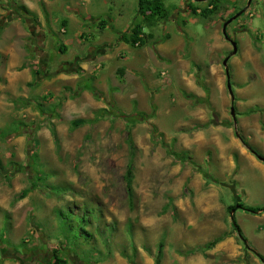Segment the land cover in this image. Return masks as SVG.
<instances>
[{
	"label": "rangeland",
	"instance_id": "1",
	"mask_svg": "<svg viewBox=\"0 0 264 264\" xmlns=\"http://www.w3.org/2000/svg\"><path fill=\"white\" fill-rule=\"evenodd\" d=\"M209 1L164 0L150 27L138 0H0V264H264L231 223L264 256V210L229 209L264 208V161L235 133L264 156V0L193 11Z\"/></svg>",
	"mask_w": 264,
	"mask_h": 264
},
{
	"label": "trees",
	"instance_id": "2",
	"mask_svg": "<svg viewBox=\"0 0 264 264\" xmlns=\"http://www.w3.org/2000/svg\"><path fill=\"white\" fill-rule=\"evenodd\" d=\"M217 1V2H215ZM209 1V4L207 5V7L203 8L202 10H200V12H198L199 9L197 8H193V11L197 14H202V15H209L211 13L214 12V9L217 7V3L219 2L218 0ZM138 12L141 15L143 22L145 25L153 27L156 26L159 22L164 21L167 16H168V10L167 7L165 6L164 0H138ZM143 28V25L141 24V22L136 23L133 27V34L131 37H128L126 34L122 36V39L130 44H136L139 43L140 41L143 42V39L141 38V30ZM1 52H0V57H1ZM125 70L121 69V74H124ZM229 77L231 78V74L229 72ZM1 80V78H0ZM86 88V87H85ZM88 89H90L91 91H95V89L90 86ZM188 96L196 99L197 101H200L201 99L194 95V94H187ZM80 123L79 122H73L74 126H78ZM55 133V131H54ZM236 136L238 138H240L242 140V142L244 143V145H246L248 147V149L254 153L257 157L259 156H263V154L258 150V148L254 147L253 145H251L241 134H239L238 131L235 132ZM170 153L179 161H183L185 160V158L179 153L176 152L174 150H170ZM33 160L35 161L37 158V154H33L32 155ZM133 178H134V172H133V165L132 162L130 161L127 169H126V174H125V181H126V186L128 189V195H129V199L130 202H132L133 199ZM27 191L22 192V194L20 195L21 197H24L26 195ZM239 208H243L245 210L251 211L256 213L257 211L260 210H264V208H255V207H248L244 204L241 203H236L233 204L232 206H230V211H236ZM58 215L61 219V227L63 229L64 232H69L70 235L73 238H78L79 236H81V234L86 232V225L83 226L80 232H76L73 233L72 231L74 230V224L72 222V219H78V221L85 223L86 221H88L87 219L89 218V215H87L85 212L80 214V215H76L73 212L70 211V209H65V210H58ZM68 220V221H67ZM231 223L233 226V229L235 231V233L238 235V237L242 240V242L245 244L247 249H250L251 251H253L263 262H264V256L258 252L255 249H252L249 244H248V240L247 238L244 236L235 216L234 213L231 214ZM73 233V234H72ZM223 238L222 237H216L213 240H211L208 243V247H212L214 245H216L217 243H219L220 241H222ZM160 247H163V244L161 243ZM160 248V252H161ZM133 262V260H131ZM56 264H66V260L61 258V257H56Z\"/></svg>",
	"mask_w": 264,
	"mask_h": 264
},
{
	"label": "water",
	"instance_id": "3",
	"mask_svg": "<svg viewBox=\"0 0 264 264\" xmlns=\"http://www.w3.org/2000/svg\"><path fill=\"white\" fill-rule=\"evenodd\" d=\"M236 17H237V16L235 15V16L229 18V19H228L227 21H225L224 24H223V32H224L226 38H228V36L226 35V28H227L228 24H229L230 22H232ZM231 43H232V45H233L234 48H233V50H232V52H231L230 55H234V54L237 53V46H236V43H235V42L231 41ZM228 60H229V56H228L227 58L224 59L223 63H224V65H225V69H226V75H227V87H228V90H229V92H230V94H231V96H232V100H233V99H234V95H233V92H232V89H231L230 77H229V68H228V66H227V64H228ZM231 112H232V115L235 117V109H234L233 106L231 107ZM234 120H235V119H234ZM235 121H236V120H235ZM258 158H259L260 160L264 161V157L259 156Z\"/></svg>",
	"mask_w": 264,
	"mask_h": 264
},
{
	"label": "crops",
	"instance_id": "4",
	"mask_svg": "<svg viewBox=\"0 0 264 264\" xmlns=\"http://www.w3.org/2000/svg\"><path fill=\"white\" fill-rule=\"evenodd\" d=\"M72 19H73V21L75 22V23H77V21L75 20V18L72 16L71 17ZM68 21H69V19H68ZM76 27H78V31L80 30V27L79 26H77V24H76ZM78 34V33H77ZM94 49V46H91L89 49H88V55H91L92 54V50ZM87 57H89V56H87ZM84 58V59H86V60H89V59H92V58ZM84 68L83 69H85V71L86 72H93L94 71V68L92 67V65L91 64H89V63H87V64H84V66H83ZM197 94L198 95H201V93H199V92H197Z\"/></svg>",
	"mask_w": 264,
	"mask_h": 264
},
{
	"label": "flooded vegetation",
	"instance_id": "5",
	"mask_svg": "<svg viewBox=\"0 0 264 264\" xmlns=\"http://www.w3.org/2000/svg\"><path fill=\"white\" fill-rule=\"evenodd\" d=\"M227 39H229V37ZM229 41L231 42L232 40H229Z\"/></svg>",
	"mask_w": 264,
	"mask_h": 264
}]
</instances>
